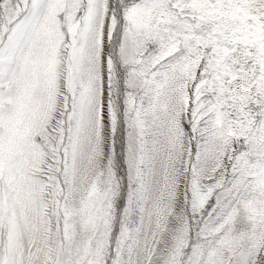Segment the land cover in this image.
I'll list each match as a JSON object with an SVG mask.
<instances>
[{"label":"snow or ice","instance_id":"6c2138e0","mask_svg":"<svg viewBox=\"0 0 264 264\" xmlns=\"http://www.w3.org/2000/svg\"><path fill=\"white\" fill-rule=\"evenodd\" d=\"M0 264H264V0H0Z\"/></svg>","mask_w":264,"mask_h":264}]
</instances>
